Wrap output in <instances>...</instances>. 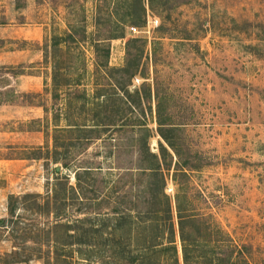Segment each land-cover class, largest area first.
I'll use <instances>...</instances> for the list:
<instances>
[{"label":"rangeland","instance_id":"obj_1","mask_svg":"<svg viewBox=\"0 0 264 264\" xmlns=\"http://www.w3.org/2000/svg\"><path fill=\"white\" fill-rule=\"evenodd\" d=\"M152 2L149 7L148 0H0V216L6 214L9 193H43L57 186L61 175L74 184L73 165L62 167L55 156L90 165L81 178L85 202L95 195L99 211L110 210L121 172L116 140L106 131L102 138L75 141L76 133L57 127L65 124V113L84 122L92 82L125 95L115 81L121 79L129 105H110H119L123 113L132 110L134 119L148 103V146L156 150L158 103L164 121L177 127L182 151L205 163L190 173V185L204 198L194 199L192 206L209 213V201L219 194L221 201L210 212L229 235L227 242L235 243L249 264H264V0ZM66 32L73 39L62 42ZM93 42L108 46L111 66L123 64L125 46L130 59L141 49L135 74L91 76ZM78 76L79 84H73ZM24 85L37 89L24 90ZM136 91L140 103L134 100ZM131 135L120 136L123 161L132 152ZM37 153L42 157H30ZM171 189L167 181L166 192ZM28 202L15 209L16 220L6 221L0 251L10 248L9 234L21 236L17 218L34 217ZM124 202L128 205V198ZM24 251L35 250L28 245ZM0 264L42 263L33 257Z\"/></svg>","mask_w":264,"mask_h":264},{"label":"trees","instance_id":"obj_2","mask_svg":"<svg viewBox=\"0 0 264 264\" xmlns=\"http://www.w3.org/2000/svg\"><path fill=\"white\" fill-rule=\"evenodd\" d=\"M152 3L148 0L149 7ZM66 38L73 39L72 32H66L61 41L65 42ZM129 40L135 38H127L126 43ZM91 48V76L99 72L102 77L109 78L117 72L131 78L135 74L141 49H137L134 59H130L125 46L123 64L111 66L107 62L108 46L101 47L93 42ZM51 75V78L55 77V68ZM115 81L125 95L115 90L108 92L101 83L92 82L90 107L84 110V122L68 119L65 113V124L57 127L76 133L75 141L102 138L106 131L116 140L117 171L121 172L115 176V196L110 210L99 211L95 195L89 196L85 202L87 198L83 195L81 184L84 181L81 178L90 173V165H76L55 156L53 161H59L62 167L73 165L74 184L68 183L66 175H61L56 176L54 184L57 186L46 187L43 193L7 194L6 214L0 216L1 233L8 232L4 230L6 221L16 220L19 213L15 209L21 208L19 204L29 201L28 208L34 217L17 218L21 219L16 226L21 236H7L10 248L0 251V263L27 262L35 257L42 264H249L236 244L227 242L230 241L229 235L214 221L210 212L221 201V196L213 195L214 200L209 201V213L192 206L194 199L203 201L204 198L190 185V173L205 163L198 155L182 151L174 135L177 127L164 121L158 103L155 104L154 120L160 140L156 150H151L148 138L152 130L146 122L150 105L147 103L144 109H140L134 119H131L132 110L123 113L119 105H110L119 101L129 105L130 102V93L122 80ZM63 84L69 87V82ZM73 84H79V76ZM147 95L149 97V91L143 93L144 98ZM140 99L136 91L134 100L140 103ZM81 111L77 112V117ZM126 131L135 137L130 143L132 152L123 161L119 157L122 146L119 141ZM30 157L42 156L37 153ZM53 171L58 169L53 167ZM167 181L171 183L170 193L166 192ZM124 184L128 185L127 190L122 189ZM124 198H128V205L122 203ZM28 245L35 251L26 254L24 249Z\"/></svg>","mask_w":264,"mask_h":264},{"label":"crops","instance_id":"obj_3","mask_svg":"<svg viewBox=\"0 0 264 264\" xmlns=\"http://www.w3.org/2000/svg\"><path fill=\"white\" fill-rule=\"evenodd\" d=\"M23 78H24V80H25V78H27V75H23ZM29 85H30V81H29ZM29 88V89H28ZM22 89H24V90H30V89H37V87L36 86H34V87H31V86H28V85H24L23 87H22ZM17 160H26V159H24V158H19V159H17ZM25 163H23V165H24ZM27 168H31L32 167V164H27V166H26Z\"/></svg>","mask_w":264,"mask_h":264},{"label":"built area","instance_id":"obj_4","mask_svg":"<svg viewBox=\"0 0 264 264\" xmlns=\"http://www.w3.org/2000/svg\"><path fill=\"white\" fill-rule=\"evenodd\" d=\"M132 30H135L134 27H130Z\"/></svg>","mask_w":264,"mask_h":264}]
</instances>
